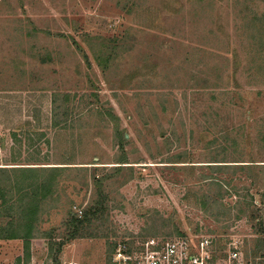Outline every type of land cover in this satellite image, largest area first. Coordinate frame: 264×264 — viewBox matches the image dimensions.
Wrapping results in <instances>:
<instances>
[{
  "label": "rangeland",
  "instance_id": "374dc122",
  "mask_svg": "<svg viewBox=\"0 0 264 264\" xmlns=\"http://www.w3.org/2000/svg\"><path fill=\"white\" fill-rule=\"evenodd\" d=\"M250 152L252 170L206 166ZM20 166L64 168L28 246L0 239V264H110L117 241L180 235L264 264V0H0L1 188ZM93 173L104 209L68 239Z\"/></svg>",
  "mask_w": 264,
  "mask_h": 264
},
{
  "label": "trees",
  "instance_id": "16d2710c",
  "mask_svg": "<svg viewBox=\"0 0 264 264\" xmlns=\"http://www.w3.org/2000/svg\"><path fill=\"white\" fill-rule=\"evenodd\" d=\"M247 110L246 115H248ZM245 115V116H246ZM250 115V114H249ZM250 118H246L244 121L245 126H249L251 124ZM244 127V126H243ZM242 127V131L243 130ZM245 131H247L245 129ZM228 133V132H226ZM230 133V132H229ZM238 133V132H237ZM228 135V134H227ZM250 135L245 134L246 143L249 141L247 145V150H252V146L250 143ZM121 139H124V136H121ZM217 140H215L216 142ZM214 142V140L212 141ZM237 139L232 138L230 146L237 147ZM175 163H182L183 161H173ZM227 162H242L238 164H229ZM117 163H126L124 158H121ZM209 166L212 172L218 173L221 171H225L229 168H248L252 170L257 166L256 161L254 160L253 153H248L246 160H235V161H227L224 159L214 158L213 161H209ZM70 164V163H67ZM194 166V165H193ZM14 168L11 171H14V187L11 186V182L6 190L0 187V207L7 206L8 211L7 215H17V218H11L12 220L8 221L4 226H0V239H21L23 240V245L28 246L29 240L32 239L34 235V230L39 220L41 205L44 200L50 195L51 190L56 185L57 176L60 173V168H64L61 166H33V167H12ZM96 168V167H95ZM119 168V167H117ZM0 174L4 173V170L0 167ZM92 180L94 185L97 187L98 197L93 201V203L84 211H81V215L78 216H70L68 219V227L70 226V231L67 235L68 239H74L78 236V229L80 226L90 223L93 218L98 216V213L102 212L104 209V203L106 201L105 196L101 194L99 190L100 185L102 183V178L98 177L94 173L92 174ZM208 184L216 185L219 189V195L222 196L223 188L226 189L224 198L230 199L231 196L236 195V191H232V189L228 188L226 184H223L221 180L216 177H208ZM15 189L16 198L14 199H6L7 195H10L12 190ZM223 198V199H224ZM220 202V203H219ZM215 204L223 205L222 201H218L216 199L214 201ZM247 208H249L250 215H256L257 207L254 205V200L250 197V201L247 204ZM181 236V235H180ZM49 237V234L47 235ZM50 240V239H49ZM63 242L58 243L55 248V251L58 252ZM52 244L49 245V248H52ZM223 249V248H221ZM54 260L56 264H59V261L56 256H54Z\"/></svg>",
  "mask_w": 264,
  "mask_h": 264
},
{
  "label": "built area",
  "instance_id": "2783aa9c",
  "mask_svg": "<svg viewBox=\"0 0 264 264\" xmlns=\"http://www.w3.org/2000/svg\"><path fill=\"white\" fill-rule=\"evenodd\" d=\"M230 245L231 249L222 253L224 249L204 237H147L130 243L120 240L113 245L110 264H245L237 242Z\"/></svg>",
  "mask_w": 264,
  "mask_h": 264
}]
</instances>
